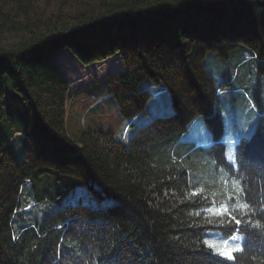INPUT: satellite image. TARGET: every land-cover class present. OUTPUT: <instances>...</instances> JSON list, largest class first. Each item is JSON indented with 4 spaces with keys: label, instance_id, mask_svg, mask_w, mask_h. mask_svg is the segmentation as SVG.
Masks as SVG:
<instances>
[{
    "label": "trees",
    "instance_id": "16d2710c",
    "mask_svg": "<svg viewBox=\"0 0 264 264\" xmlns=\"http://www.w3.org/2000/svg\"><path fill=\"white\" fill-rule=\"evenodd\" d=\"M66 47L86 65L116 55L124 64L73 96L114 98L134 120L168 92L174 111L139 126L129 141L85 114L71 128V81L57 60ZM251 59L264 74V0H0V264H264L262 97L255 95L260 114L237 142L235 166L218 109L221 94L235 91L220 88L210 67L232 61V77ZM198 116L210 145L184 139ZM18 139L28 142L22 155ZM238 178L250 207L234 213L241 223L231 226L244 242L227 260L203 247L206 230L232 234L227 221L209 224L204 209L227 202ZM26 183L34 201L75 183L113 201L65 205L15 226L27 211Z\"/></svg>",
    "mask_w": 264,
    "mask_h": 264
},
{
    "label": "rangeland",
    "instance_id": "374dc122",
    "mask_svg": "<svg viewBox=\"0 0 264 264\" xmlns=\"http://www.w3.org/2000/svg\"><path fill=\"white\" fill-rule=\"evenodd\" d=\"M57 60L71 81L68 94V110L71 112L69 119L70 127L80 122V117L85 114L90 121L99 119L101 124L106 128L114 130L115 137L119 140L129 141L136 129L150 121L155 116L170 114L174 111L170 94H161L148 103L147 109L139 115L138 118H126L118 110V104L114 98H100L98 100H90V96L82 93L73 96L74 94L93 87L97 82H102L109 75L124 68L122 59L116 55L104 61H96L92 64H84L79 57L66 47L57 54ZM220 61V63H210L211 73L216 79V84L220 88L235 91L233 93H224L219 97L218 109L220 110L225 120V131L223 140L227 145V159L229 162L237 166L236 145L237 142L244 136H250L256 127L257 120L260 114V107L256 104L255 95L261 94L264 107V74L258 70L257 63L251 59L239 67V73L232 72V61ZM150 80L142 82V86L148 87ZM226 84H225V83ZM234 87H242V89H234ZM106 89L105 85L98 88L97 91L103 92ZM74 97V98H73ZM18 103L14 104V111L18 113ZM10 111L12 109L9 107ZM25 112L21 109L16 116L18 124L23 125L26 121ZM134 123V124H133ZM77 130V127L75 128ZM185 140L202 143L201 145H210L213 142V136L210 128L205 123L203 116H198L190 125L186 133ZM27 140L18 139L16 142V151L19 155L23 154V149L27 145ZM29 146V145H28ZM229 157H232L231 161ZM239 180V178H238ZM47 194L41 201H34L31 191V185L26 183L21 190L20 199L26 206V214L20 222H15L18 226L21 223L28 221H41L47 214L56 209L70 204L85 202L94 206H102L112 203L113 199L100 196L98 191L92 189L91 186L84 183H75L68 191L62 195H56L57 189L48 188ZM32 198V199H31ZM238 204L242 203L240 197L234 199ZM244 203H246L244 201ZM216 233V236L212 234ZM239 237L236 241H232L234 245L241 249L244 242V234L235 232ZM219 236L228 238L221 231L216 229L206 230L204 233L205 239H217ZM235 256V254H234Z\"/></svg>",
    "mask_w": 264,
    "mask_h": 264
},
{
    "label": "snow or ice",
    "instance_id": "6c2138e0",
    "mask_svg": "<svg viewBox=\"0 0 264 264\" xmlns=\"http://www.w3.org/2000/svg\"><path fill=\"white\" fill-rule=\"evenodd\" d=\"M230 161L232 157H229ZM235 191L234 193L228 195L227 202H221L216 204L213 202L212 205L206 207L204 212L210 214L206 216V220L209 224H212L215 220H219L220 226L225 225L228 222V226L225 229L227 232L232 233L228 238L219 236L217 239H205L203 240V247L208 250L209 254H215L219 257H224L227 260L234 259V254L240 251L239 246L231 243L236 241L239 237L235 234V229L231 226L232 222L236 225L241 223L240 219L235 216L237 210L248 209L250 205L248 203L232 204L229 203L234 199L238 198L242 192H244L241 181H234ZM204 189L201 188L199 191L193 192L192 196H199L203 193ZM197 216L201 215L200 212L195 213ZM216 236V233L212 234Z\"/></svg>",
    "mask_w": 264,
    "mask_h": 264
},
{
    "label": "bare ground",
    "instance_id": "6f19581e",
    "mask_svg": "<svg viewBox=\"0 0 264 264\" xmlns=\"http://www.w3.org/2000/svg\"><path fill=\"white\" fill-rule=\"evenodd\" d=\"M68 129V128H67Z\"/></svg>",
    "mask_w": 264,
    "mask_h": 264
}]
</instances>
